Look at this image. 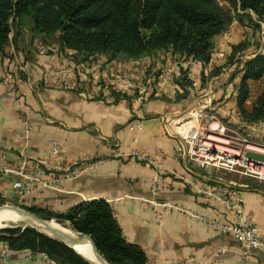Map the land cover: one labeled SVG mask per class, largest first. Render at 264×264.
Segmentation results:
<instances>
[{
    "label": "crops",
    "instance_id": "obj_1",
    "mask_svg": "<svg viewBox=\"0 0 264 264\" xmlns=\"http://www.w3.org/2000/svg\"><path fill=\"white\" fill-rule=\"evenodd\" d=\"M240 29L243 27L238 22L234 23L230 40L224 45V35L216 49L223 46L228 56L230 47L241 41ZM236 33L237 37L234 36ZM19 42L13 33L6 55L0 56V69L16 71L20 78L16 98L7 97L6 87L0 83L2 197L61 213L82 203L106 201L112 207L126 241L145 252L147 264H264V247L255 250L254 255L246 260L240 255L242 246L237 239L217 233L211 226L212 220L234 223V215L221 203L201 196L178 176L185 179L197 177L198 183L206 186L228 183L241 186L246 214L254 221L263 238L264 184L246 180L240 182L223 174L209 180L200 171L189 172L185 157L176 158L180 138L168 133V124L190 109V99L200 94L198 91L201 90L200 98L193 103L200 102V99L204 101V97L209 95L210 99L218 101L214 107L217 115L234 125L239 132L264 144V120L247 124L239 113L237 97L242 76L231 78L234 68L225 69L202 87L203 76L208 77L210 73L200 72L194 62L187 67L183 64L189 69L192 81L196 79L201 84L200 88L191 90L188 99L183 100L178 96L182 90L175 83L180 70L178 63L164 64L153 60L149 69L158 65L157 69L161 68L162 72L169 66L176 69L168 92L161 96L148 94L144 99L125 94L129 97L126 100L112 95L111 83L121 80L138 85L156 81L160 74L152 79L148 73L144 77L145 71L139 69L145 59L112 62L104 55L106 59H102L106 64L100 72L103 76L97 82L93 74L99 57L83 63L75 52L62 51L59 46L42 54L40 49H32L31 52V48L21 47ZM227 56L217 62L214 69L224 66ZM118 62L120 65L117 66ZM63 69L75 70L77 90H54L37 82L43 72ZM249 85L250 97L246 108L250 111L264 91V78L259 82L250 81ZM26 120L31 129L29 139L24 138ZM182 121L187 123L183 119L176 122L174 128L181 131L183 125H177ZM137 125H140L139 129H131ZM52 141L62 145L66 161L87 158L91 164L98 163L97 167L54 188L30 187V193L22 197L13 187L15 178L7 176L5 171L17 167L23 156L48 159ZM136 151L145 157L160 155L163 165L172 173L166 174L157 195L159 201L173 206L163 211L160 221L156 216L157 210L147 202L153 198L151 186L155 172L134 156ZM0 264L56 263L41 254L13 251L7 243L0 242Z\"/></svg>",
    "mask_w": 264,
    "mask_h": 264
},
{
    "label": "trees",
    "instance_id": "obj_2",
    "mask_svg": "<svg viewBox=\"0 0 264 264\" xmlns=\"http://www.w3.org/2000/svg\"><path fill=\"white\" fill-rule=\"evenodd\" d=\"M252 14L264 22V0H0V56L6 55L12 43L14 25L29 20L34 33L57 38L60 50L75 52L83 63L98 55L111 61L161 56L164 64L177 62L180 70L175 83L182 90L177 95L184 100L193 90V81L183 64L209 63L219 39L235 22L241 23ZM249 42L230 47L226 64L203 76L202 87L225 69L237 68L233 77L242 76L237 97L239 113L244 123L257 124L264 120V91L252 110H247L246 103L249 82L264 78V50L253 49L254 44ZM111 93L129 99L125 94ZM22 209L90 238L110 264L148 263L145 252L126 241L106 201L82 203L64 213L26 205ZM0 242L13 251L44 254L56 264H90L74 249L32 227L0 230Z\"/></svg>",
    "mask_w": 264,
    "mask_h": 264
},
{
    "label": "built area",
    "instance_id": "obj_3",
    "mask_svg": "<svg viewBox=\"0 0 264 264\" xmlns=\"http://www.w3.org/2000/svg\"><path fill=\"white\" fill-rule=\"evenodd\" d=\"M232 35L233 31L231 28L225 34L224 45L227 44ZM222 47L214 50L209 63L194 62L197 64L200 72L207 75L211 74L217 62L226 58L227 55ZM41 53H46V49ZM191 63L192 61H186L184 65L186 67L191 66ZM105 64L102 58H98V64L95 66L96 70L93 74L95 81L99 82L102 79L103 74H100V72ZM175 71V68L167 67L152 87L149 84L135 85L130 84L129 81L120 80L111 83V90L122 94H132L136 97L138 96L139 99H144L148 94L161 96L168 92V85L175 77ZM19 81L20 78L17 76L16 71H4L0 69V83L7 89L5 93L7 97H17L19 94ZM37 82L46 88L54 90L75 91L78 89L74 69L47 70L41 74ZM200 85L199 80H193L194 89L200 88ZM199 92L203 93L201 90ZM197 105L199 107L197 109L199 115L201 117L203 115L208 120L205 127H198L197 122L193 126H186L185 122L182 121L177 126L181 127L184 125V129L182 131L175 129L176 122L183 120L188 114H183L168 124V133L181 140V145L176 150V158L179 160L180 156L185 157L189 172L200 171L204 178L209 180L223 173H236V167H240L247 170V176L264 184V163L249 160L246 157L248 152L264 155L249 149L264 150V144L249 136L244 137L241 133L238 134L237 132H234L237 138H234L233 135L229 136V129L217 118L216 111L213 108V100L210 99L209 95L206 98L204 97V101L198 102ZM139 128L140 125L131 127L132 130ZM30 130V123L27 120L24 121L25 139H29L31 135ZM235 140H239L240 144L238 146H235ZM50 149L51 153L48 159L23 156L20 158L17 167L8 168L5 171L7 176L15 178L13 187L22 197L30 193V187L38 189L54 188L61 183L79 178L88 169L97 167L98 163L91 164L87 158L73 162L66 161L62 145L57 141L50 143ZM134 154L140 162L151 166L155 172L151 186L153 198L147 202L154 210H157L156 216L160 221L163 217V211L173 207L171 203L161 202L157 198L166 174L171 172L163 165L160 155L145 157L137 151ZM178 178L184 180L189 187L195 189L201 196L221 203L230 214L234 215L236 219L234 223L212 220L211 226L217 233L237 239L242 246L240 255L244 259H249L254 255L255 250L264 247V238L254 221L246 214L244 196L240 190L241 186H235L231 183L206 186L199 184L197 177L194 176L185 179L179 175ZM41 255L47 258L46 255Z\"/></svg>",
    "mask_w": 264,
    "mask_h": 264
},
{
    "label": "rangeland",
    "instance_id": "obj_4",
    "mask_svg": "<svg viewBox=\"0 0 264 264\" xmlns=\"http://www.w3.org/2000/svg\"><path fill=\"white\" fill-rule=\"evenodd\" d=\"M239 23V25H241L243 27V29H240L239 31V35L241 37V41H244V40H248L250 41L249 43H253L254 44V47L253 49H257L259 51H262L264 50V22L263 21H260L258 19L257 16L253 15L252 14V17L250 16H247V17H244V19L242 20V22L240 23L239 21H237ZM257 26H259L260 28H257ZM13 33H14V37L16 36L18 39H19V45L21 47H25V48H31V52H32V49H40V52H42L44 49H46V52L47 50L49 51V49H54L55 47L57 48L59 45H58V42H57V38L55 37H49V38H45L44 36H40L36 33H34V30H33V25L32 23L29 21V20H23V21H18L17 24L14 25L13 27ZM236 35V37L238 36V33L234 34V36ZM243 38V39H242ZM240 41V42H241ZM77 55V54H76ZM78 56V55H77ZM80 57V56H78ZM96 57H99V59H101L103 57V59L106 57L104 55H98ZM108 58V57H107ZM156 58V59H155ZM81 59V62H82V58L80 57ZM109 59V58H108ZM145 62H144V65H141V67L139 66V69L141 70H144L145 72L144 73V77L147 75H150V78L154 79L155 77H157V74L160 73L161 70L160 69H157L159 67L156 66L155 68H148V66H150L152 64V61L155 60L158 62L157 63H161V62H164L163 58L161 56H155L153 57L152 59L150 58H144ZM120 60H123L122 58H119L117 60H114V61H120ZM111 61V60H110ZM113 62V61H112ZM139 62V61H137ZM169 62H167L168 64ZM120 65V62L117 63V66ZM95 67V66H94ZM137 67V66H135ZM154 67V66H153ZM82 68V67H81ZM93 68V67H92ZM91 68V69H92ZM147 70V72H146ZM237 71V68H234V71L233 73H231V77H233L235 75ZM140 82V81H139ZM152 87L155 80L153 81H147V83L145 84H148ZM210 82V81H208ZM207 82V83H208ZM142 83H138V85H140ZM208 85V84H207ZM150 87V88H151ZM113 89V88H112ZM194 91V89H193ZM111 92H113L111 90ZM191 92V90H190ZM199 92V91H198ZM196 94V93H195ZM201 96V93L195 97H193L192 99H190V102L192 104V106L190 107V109H188V111H186V113L184 114H189L190 115V118H192L194 120L193 123H196L198 124V127L202 126V127H205V125H207V119H205V117L202 115V117L199 115L197 109L199 108L197 103L199 101L195 103H193V101L199 99ZM201 101L203 99H200ZM218 103V101H213V108L216 106V104ZM196 114V115H194ZM215 115V114H214ZM217 118H219L223 124L225 126H227V128L229 129V133L228 135L229 136H234V138H237V135L234 133V132H237L238 134H240L241 132H239L237 129H235L233 126L234 125H230L227 122H225V120H223L219 115H217ZM242 136H247V135H244L243 133H241ZM239 140H235V146H238L240 144V142H238ZM237 172L236 173H223L224 177L226 178H235L237 179L238 181H254V182H259L258 180L254 179V178H251L250 176H247L248 172L246 169L244 168H240V167H236L235 169ZM260 183V182H259ZM0 202H2V205L0 206V208L2 209V207H5L3 209H8L6 207H14V208H20L22 209V205H26L24 203H20L18 200L16 199H12V200H7L5 199L4 197H2L0 195ZM27 207H32V206H29V205H26ZM53 221L54 223L60 225L61 227H64L65 229L69 230L67 226H64L62 224H59L58 222H56L55 220H51ZM18 226H24V225H18ZM17 225H6V224H2L0 226V230H3V229H6L7 227H18ZM71 231V230H70Z\"/></svg>",
    "mask_w": 264,
    "mask_h": 264
},
{
    "label": "water",
    "instance_id": "obj_5",
    "mask_svg": "<svg viewBox=\"0 0 264 264\" xmlns=\"http://www.w3.org/2000/svg\"><path fill=\"white\" fill-rule=\"evenodd\" d=\"M246 157L249 160H255V161H259V162L264 163V155L253 153V152H248L246 154ZM2 208H5V207H2ZM6 208L14 211L16 214H18L19 216L24 218L27 222H29V226H24V227H32V228L36 229L37 231H39V232H41V233H43V234H45L51 238H54L56 240L63 242L64 244H66L70 248L74 249L76 252H77L76 247H75L76 244L90 242L92 245L93 252H94L95 256L98 259H100L101 262H103L105 264H110L100 254L96 245L94 244V242L90 238L78 235V234L74 233L73 231H71L70 233H66L65 231H63L61 229L55 228L52 225L53 221H48V220L42 219V218H40L34 214H31L30 212H28L24 209L14 208V207H6ZM78 254L81 255L80 253H78ZM83 258L86 261H88L90 264H93L91 261H89L85 257H83Z\"/></svg>",
    "mask_w": 264,
    "mask_h": 264
},
{
    "label": "bare ground",
    "instance_id": "obj_6",
    "mask_svg": "<svg viewBox=\"0 0 264 264\" xmlns=\"http://www.w3.org/2000/svg\"><path fill=\"white\" fill-rule=\"evenodd\" d=\"M188 117V118H187ZM185 121L187 123H185L186 126H193L195 123L194 120L192 118H190V115L188 114L185 118ZM184 129V125L181 128V131ZM250 150L253 151H257L259 153L264 154V150H259V149H252L249 148ZM24 225V226H29V222H27L24 218H22L21 216H19L18 214H16L14 211L10 210V209H0V226L1 225ZM52 225L55 228L61 229L63 231H65L66 233H70V229L67 230L64 227H61L60 225L56 224V223H52ZM76 250L78 253H80L83 257H85L86 259H88L89 261H91L93 264H105L103 262H101L100 259H98L94 252H93V248L90 242H86V243H79L75 245Z\"/></svg>",
    "mask_w": 264,
    "mask_h": 264
}]
</instances>
